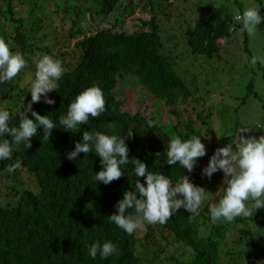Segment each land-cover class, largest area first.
I'll use <instances>...</instances> for the list:
<instances>
[{"label": "trees", "instance_id": "obj_1", "mask_svg": "<svg viewBox=\"0 0 264 264\" xmlns=\"http://www.w3.org/2000/svg\"><path fill=\"white\" fill-rule=\"evenodd\" d=\"M47 1L36 0L37 9L42 13V6ZM55 1L56 11L63 14L65 22H69L65 41L68 37L76 39L74 52L68 49L56 52L51 43L44 42L45 37L53 32L40 34L45 23L50 24V18L45 17V21L31 16L36 3L0 0V38L11 41L12 51L20 52L28 61V66L12 83L5 82L0 86V109L9 110L12 114L10 124L18 126L17 113L31 101L29 88L35 79V61L51 55L65 68L60 90L50 93L56 103L49 105L42 99L33 104V108L58 123L59 117L67 114L70 103L81 91L97 85L103 90L107 111L98 118H90L89 124L81 126L79 132L65 131L57 126L50 139H46L40 128L37 136L31 139L30 148L21 144L11 160L0 161V264H143L140 248L148 249L159 243L157 240L166 243L157 248L165 254L160 264H238L222 260L224 255L234 254L229 241L234 240L235 235L239 237L237 243L242 250L245 249L244 264H264V208L246 218L217 223L211 221L207 205L194 218L181 208L164 224L151 225L141 220L142 226L132 235L109 221L108 217L117 212L115 205L125 191L134 190L137 177L130 164L118 180L109 184L95 182L96 172L103 167L95 152L80 153L76 160L67 158V153L81 140L83 131L125 137L130 159H140L150 171L165 174L173 183L188 175L194 184L206 188L207 177L202 170L210 155V136L203 137L204 124L207 123L205 108L196 113V119L187 109L182 117L183 112L175 108L179 100L186 101L193 96V108L197 111L205 98L195 94L198 86L187 80V74L178 73V56L163 51L164 40L158 29L155 7L150 8L152 19L148 29L141 26L136 30L121 29L117 22H113L111 26L98 27L89 33L92 31L91 21L88 22L90 14L92 20L96 16H107L121 9L122 0H87L91 3L87 7L75 0ZM134 1L130 0L129 6H125L132 12L137 7ZM147 1H152L150 4L154 6V0ZM230 1L239 7L238 13L242 15L245 9L241 0ZM216 4L220 7L216 8ZM229 5L218 0L209 2L201 9L195 25L184 32L194 54L213 59L231 43L233 33L242 23L234 19ZM10 23L14 30L8 33ZM148 24L144 21L142 26ZM29 38L34 41L29 42ZM71 55L77 57L69 62ZM128 77L138 79L152 96L173 106L171 113L179 116V122L164 123L142 112L125 110L119 97V86ZM149 120L156 121L157 126L149 128ZM238 124L232 119L224 127L226 134H233L238 139L241 129ZM129 130L133 131L131 137L127 136ZM176 136L185 140L201 136L208 149L205 156L198 158L190 174L179 164L166 162L167 143ZM16 160L21 161L20 167L9 173L8 167ZM139 179L141 182L145 180L144 177ZM220 179L217 192L226 187L224 173ZM218 202L219 197L215 195L210 205L215 206ZM129 214L136 215L132 209ZM97 240L101 244L111 240L117 245L118 254L108 259L99 256L92 259L88 248ZM170 247L174 250L168 249Z\"/></svg>", "mask_w": 264, "mask_h": 264}, {"label": "clouds", "instance_id": "obj_2", "mask_svg": "<svg viewBox=\"0 0 264 264\" xmlns=\"http://www.w3.org/2000/svg\"><path fill=\"white\" fill-rule=\"evenodd\" d=\"M216 8L220 5L216 4ZM235 20L242 23V29L249 35H254L258 25L264 21L258 7H247L242 15L237 14ZM264 65V57L253 56L251 63ZM36 74L29 91L31 101L17 113L18 126H12V114L6 108L0 109V161L11 160L14 151L21 144L31 147V139L43 129V137L50 139L55 127L60 126L65 131L79 132L81 126L89 124L90 118H98L107 111L106 99L101 87L92 85L81 91L70 103L66 115H61L58 123L49 115H42L33 108V104L42 99L49 105L56 103L50 93L60 90V81L65 68L59 59L44 55L35 61ZM28 66V61L20 52H13L11 41L0 38V86L5 82L12 83L14 79ZM31 113V115H29ZM157 126L154 120L148 121V127ZM250 127L239 130L238 139L226 146L217 148L209 163L203 168L202 174L211 179L213 174L223 171L226 187L216 193L219 202L209 206L213 223L233 222L238 217H249L257 209L264 208V135L258 138H246L242 132H250ZM129 130L127 136L131 137ZM231 136V135H228ZM10 137L11 139L5 138ZM207 147L201 136L182 139L179 136L170 138L166 147V162L169 165L179 164L190 174L195 169L198 158L207 154ZM95 152L101 158L102 169L95 174V182L109 184L118 180L133 166L137 177L134 190L125 191L123 198L115 205L117 212L109 218L118 228L128 235L134 234L142 226L141 220L148 224L166 223L181 208L194 218L200 215L205 207L207 189L194 184L188 175L179 182L172 180L161 172L149 170V166L138 158H129V147L125 137L108 134L101 131L84 130L81 140L75 148L67 153V158L76 160L80 153L87 155ZM21 165L20 160L8 167L13 173ZM140 177H144L141 182ZM135 216L129 214V210ZM139 218V219H138ZM118 248L111 240L102 244L99 240L88 248V255L95 259H108L118 254Z\"/></svg>", "mask_w": 264, "mask_h": 264}, {"label": "rangeland", "instance_id": "obj_3", "mask_svg": "<svg viewBox=\"0 0 264 264\" xmlns=\"http://www.w3.org/2000/svg\"><path fill=\"white\" fill-rule=\"evenodd\" d=\"M32 5L37 4L36 0H29ZM81 2L82 7L90 6L87 0H75ZM214 0H154V6H151L147 0H135L134 11L129 6L130 0H122L120 3L121 9L112 12L107 16H96L92 20L90 14L89 24L91 21L93 33L98 27L111 26L113 22L118 23L119 28L136 30L139 26L148 29L151 27L152 11L151 7L156 8L157 22L159 32L164 40L163 51L171 56H178L176 69L179 74H187V80L194 82L198 89L196 95L204 96L205 101L199 103L197 111L193 108V96H190L186 101L179 100L175 106L178 112L185 110L196 119V113L205 108V118L207 123L204 124L203 137L209 138V153L207 164L211 156L217 148L226 146L232 140H236L233 134H226V128L229 122L234 119L239 123V128L250 127V132H242L246 138L252 136L259 137L264 135V65L259 63L253 65L251 59L253 56L264 57V21H262L254 35L245 33L242 26L237 27L233 33L231 43L220 52V56L213 59L202 55L194 54L188 47L185 31L195 25L196 18H200L201 9L209 2ZM228 2L231 13L236 16L239 14V7L235 6L230 0H218ZM244 9L247 7L260 8L261 14L264 15V0H241ZM56 1L49 0L45 3L42 11H39L38 4L35 7L34 13H31L36 19L50 18V24L45 23L43 30L40 32L50 31L52 35L45 37L44 42L51 43L54 46V51L60 52L69 50L74 52L73 45L76 39L67 38L69 22L65 20L62 13L56 11ZM130 12V13H128ZM42 13V14H41ZM117 19V20H116ZM144 21H148V25H143ZM153 25V23H152ZM11 23L8 25V33L13 31ZM29 42L34 39L29 38ZM247 51V52H246ZM77 55L69 56V62L74 61ZM189 83V82H188ZM119 97L124 102L123 108L131 113L142 112L147 117H153L161 120L164 123L172 122L177 124L179 116L171 113L173 108L168 106L161 99L152 96L149 90L136 78L128 77L121 84ZM205 106V107H204ZM209 127V130H208ZM224 130V134H223ZM239 133V132H238ZM231 135V136H228ZM223 171H218L213 174L212 178H207V194L205 206H210V201L215 198L217 189L219 188L220 175ZM0 177V182H1ZM30 182V181H28ZM229 241V246L233 247V253L230 256L224 255L223 259H228L233 263L244 264L246 253L242 250V246L237 243L239 237ZM159 243L151 245L148 249L141 247V255L143 264H160L161 259L165 254L157 251L158 247L165 246L166 243L157 240ZM170 242L174 240L169 237ZM145 247V246H144ZM171 249L172 247L168 248Z\"/></svg>", "mask_w": 264, "mask_h": 264}]
</instances>
